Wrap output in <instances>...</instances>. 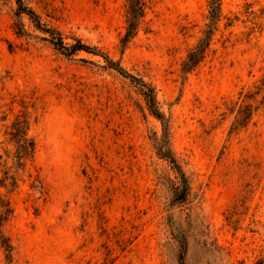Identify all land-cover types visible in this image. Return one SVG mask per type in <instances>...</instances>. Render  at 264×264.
<instances>
[{
    "label": "rangeland",
    "instance_id": "374dc122",
    "mask_svg": "<svg viewBox=\"0 0 264 264\" xmlns=\"http://www.w3.org/2000/svg\"><path fill=\"white\" fill-rule=\"evenodd\" d=\"M141 3L124 39L128 0H23L64 43L81 40L154 88L185 201L138 84L100 55L65 56L17 15V0H0V180L17 177L15 189L0 186L13 211L2 226L12 264H264V0H222L189 73L210 0ZM24 118L36 150L18 169L10 133Z\"/></svg>",
    "mask_w": 264,
    "mask_h": 264
},
{
    "label": "trees",
    "instance_id": "16d2710c",
    "mask_svg": "<svg viewBox=\"0 0 264 264\" xmlns=\"http://www.w3.org/2000/svg\"><path fill=\"white\" fill-rule=\"evenodd\" d=\"M18 3V16L26 15L33 23L36 29L43 33L48 34L51 37V43L62 52L67 57H73L79 52H86L89 54L100 55L104 57L108 65L116 70L121 75L130 78L136 84H138L139 92L143 96L146 105L150 113L156 117L163 125L164 138L160 145L158 146L159 155L166 159L173 168L177 171L180 181L182 184V200L185 201L188 195L189 187L188 180L182 171L176 158L173 156L169 146L168 131H169V121L165 114L159 108L157 101V95L153 87L145 83L140 79L126 73V71L120 67L118 63H115L108 56L103 55L96 49L84 44L81 40L76 39L74 44L64 43L62 34L56 29L47 28L41 22V18L33 10L28 9L24 6L23 0H17ZM221 3L222 0H210V10H209V20L208 30L206 31V36L202 39L198 45L188 54L186 60L184 61V72L189 73L193 71L203 60L204 55L208 47L210 46L211 38L216 31L217 24L221 19ZM128 29L124 39L131 38L137 29L138 23L143 17L144 9L141 0H128ZM22 26V25H21ZM24 31L23 27L20 29V34ZM12 132L10 133L12 141L16 144V167L18 169L25 166V161L33 158L36 150L35 142L32 138H29V121L27 119H16L12 125ZM0 186L6 189H15L17 187V177L9 171H3V177L0 180ZM181 200V199H180ZM0 204L2 207V212L0 213V243L6 256V264H12L13 260V247L9 238L3 233L2 226L5 221L9 219L12 215V207L9 201L2 199L0 197ZM185 251V247H182ZM184 254L182 255L183 260ZM183 264V263H182Z\"/></svg>",
    "mask_w": 264,
    "mask_h": 264
}]
</instances>
